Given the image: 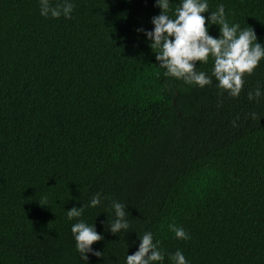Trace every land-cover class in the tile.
Here are the masks:
<instances>
[{
  "label": "trees",
  "instance_id": "16d2710c",
  "mask_svg": "<svg viewBox=\"0 0 264 264\" xmlns=\"http://www.w3.org/2000/svg\"><path fill=\"white\" fill-rule=\"evenodd\" d=\"M70 2V18H52L40 0H0V264H83L78 219L103 235L88 264H125L147 231L163 264L177 249L190 264H264V98L248 99L264 59L231 97L215 77L201 88L164 75L135 31L153 27L154 0ZM221 3L264 44V0H208V12ZM113 201L130 225L115 235L102 223Z\"/></svg>",
  "mask_w": 264,
  "mask_h": 264
},
{
  "label": "clouds",
  "instance_id": "9594fccd",
  "mask_svg": "<svg viewBox=\"0 0 264 264\" xmlns=\"http://www.w3.org/2000/svg\"><path fill=\"white\" fill-rule=\"evenodd\" d=\"M169 4L170 0H154V6H158L161 11L151 18L153 27L135 29L137 33L143 34L152 51L158 50L153 51L155 63L166 69L165 76L201 88L210 85L212 77H215L218 81L217 87L225 90L231 97H238L244 85V75H250L264 59V44L258 41L254 30L251 27L241 29L239 23L230 24L222 3L216 6L215 11L208 12V0H179L174 18L168 14ZM73 7L70 0H64L62 4L55 6H52L50 0H40V15H50L52 18L63 15L70 18ZM206 12L208 15H203ZM213 24L219 29V35L215 37L209 33V27ZM210 56L213 59L211 75L198 71L197 62L207 64ZM261 98H264V90L260 86L254 92L248 93L250 101ZM100 203L101 196L97 193L87 206L94 208ZM84 208L85 205L81 204L67 209L68 220L82 217ZM111 209L114 219L111 222L107 219L102 223H106L108 230L114 235L121 231L127 232L130 225L126 218V205L113 201ZM168 227L177 239H190V234L183 227L171 223ZM71 232L83 264H88V254L101 256L102 252L92 247L94 242L103 238L102 233L97 232L94 222L89 224L78 219L71 225ZM138 237L137 250L126 254L125 264H163L164 253L158 248L159 242L153 241L152 232L147 231ZM170 259L173 264H190L179 249L170 254Z\"/></svg>",
  "mask_w": 264,
  "mask_h": 264
}]
</instances>
